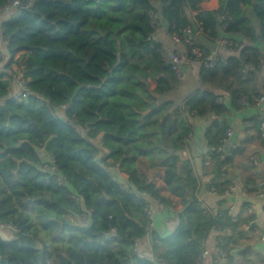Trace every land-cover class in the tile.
I'll use <instances>...</instances> for the list:
<instances>
[{
    "label": "trees",
    "instance_id": "1",
    "mask_svg": "<svg viewBox=\"0 0 264 264\" xmlns=\"http://www.w3.org/2000/svg\"><path fill=\"white\" fill-rule=\"evenodd\" d=\"M161 1L167 3L163 17L169 31L173 26L176 31L193 28L179 10L182 0ZM150 2L34 0L2 24V40L12 58L6 69L22 73L34 94L20 100L8 98L12 79L0 71V264H151L143 252L134 253V240L145 239L147 226L145 200L139 192L166 203L153 183L138 176L134 152L141 149L137 143L143 128L137 104H147L136 92L143 67L134 58L146 52L162 65L157 45L147 41L152 33L147 14ZM5 3L0 0V8ZM225 11L229 16L225 33L252 45L241 48L224 65L203 68L202 75L214 79L219 75L221 86L239 109L240 97L251 91L262 68L259 56H264L256 45H264V0H222L219 11L201 12L197 21L209 38L217 36L218 15ZM248 12L259 29L252 25ZM170 79L173 82L174 77ZM46 102L69 108L52 115ZM185 104L189 113L200 118L228 112L209 92L196 93ZM69 120L87 138L68 125ZM260 124L256 125L259 134ZM227 130L224 122H212L205 132L208 147L217 146ZM101 135L103 150L90 142ZM241 151L232 152L224 161L212 155L209 182L221 197L230 183L220 181L221 169ZM100 152H104L102 160ZM50 154L55 157L56 173L67 178L65 187L44 168ZM101 161L118 164L137 191H124L123 179L103 168ZM178 161L174 157L160 162L167 167L168 185L174 182ZM191 173L189 168L184 179L188 181ZM244 185L256 187L252 180ZM202 205L198 196L186 202L169 241L160 240L156 229L151 233L157 255L170 264H194L202 252L195 236L202 239L212 227L238 230L248 222L241 218L249 203H243L237 217L224 209L225 201L220 202L217 214L207 217ZM84 214L90 218L89 226L82 224ZM239 236L244 237V232Z\"/></svg>",
    "mask_w": 264,
    "mask_h": 264
},
{
    "label": "crops",
    "instance_id": "2",
    "mask_svg": "<svg viewBox=\"0 0 264 264\" xmlns=\"http://www.w3.org/2000/svg\"><path fill=\"white\" fill-rule=\"evenodd\" d=\"M151 7L161 18L158 30L154 37V44L157 45L160 54L167 56L175 51H184L186 48L182 44L175 43L167 34L168 23L163 17L164 8L167 3L161 0H151ZM222 6V0H182L180 12L191 23H193L195 43L208 50L214 49L213 39L205 35L200 29V22L197 17L201 12H217ZM252 25L259 29V24L248 12ZM12 17L7 14L0 16V48L4 51L5 45L2 40L1 26ZM219 34H222L220 32ZM225 34V33H224ZM226 35V34H225ZM244 42L246 45H252L250 41L239 36H233ZM260 53L264 56V45L257 43ZM222 54L227 60L237 52H230L222 49ZM239 58V57H238ZM134 61L143 67V73L139 75V86L136 88L141 100L147 104H137V112L140 121L143 123L141 135L137 144L140 150L134 151L137 155L135 164L137 166L138 176L144 175L148 182L153 183L159 190L160 197L164 198L165 204L157 206L156 212V234L160 240L166 242L174 236L179 227L178 215L185 209L186 202L198 196V200L206 207L205 216L217 214L220 202L225 201L224 209L229 211L234 208L233 215H239L243 203H249L254 210V215L248 214L247 209L242 213V221L245 223L238 230H226L225 228L212 227L201 239L195 236L199 250H209L211 256L217 248L226 246L228 249V261L225 264H264V242L256 238L263 230L264 226V199L257 197V190L263 189L259 183H264V138L258 133L256 125L264 122V103L258 107H247L239 109L234 108V103L229 96L230 92L224 89L220 84V76L214 78H204L201 66H187L183 68L182 82L180 87L175 83V76L166 70L161 63H155V57L150 53H144L142 57H135ZM4 65L0 64V71L4 73ZM2 68V69H1ZM252 68V67H251ZM207 69V68H206ZM212 70V69H211ZM170 75L174 77L170 81ZM165 77V79H162ZM264 84V62L262 68L257 72L254 83L249 87L253 89L256 86ZM173 86V87H172ZM236 86H238L236 84ZM171 87V91L166 88ZM209 92L216 96V102L219 98L225 99V105L228 112L220 117L209 114L205 118L195 117L192 113H186L183 117L179 114L185 101L196 93ZM240 106V105H238ZM261 119V120H260ZM224 122L233 132L228 140L230 153L240 151L233 157L230 173L237 175L233 181L239 190L238 194L221 197L210 186V177L213 165L206 166L204 159L208 153L209 147L205 140V132L214 121ZM182 123L185 128H183ZM188 125L195 133L194 140L186 149L181 145V140L186 132ZM90 142L96 144L99 150L102 149V135L97 140ZM104 152H100L103 157ZM174 157L179 161L175 167V179L172 185L165 182L167 167L161 166V161H170ZM253 159L258 160V165L253 164ZM192 169L190 179L185 180L186 172ZM229 173V174H230ZM121 177L124 181L129 180V175ZM252 180L256 187L248 191L244 188V183ZM122 182V183H123ZM174 188V191H173ZM202 205V206H203ZM255 224L253 228H250ZM248 225V229L245 227ZM251 225V226H250ZM239 232H244V237L239 236ZM232 234V235H231ZM228 237L227 239H225ZM250 247V252L242 253V250ZM148 244L145 239L139 243V254L142 252L148 254ZM202 253V252H201ZM205 264H212L211 259H205Z\"/></svg>",
    "mask_w": 264,
    "mask_h": 264
},
{
    "label": "built area",
    "instance_id": "3",
    "mask_svg": "<svg viewBox=\"0 0 264 264\" xmlns=\"http://www.w3.org/2000/svg\"><path fill=\"white\" fill-rule=\"evenodd\" d=\"M33 1L34 0H6V3L0 8V16L2 14H7L11 16L16 9L30 7ZM147 14L152 29V33L147 38V41L153 44L155 34L161 22V18L158 16V14L154 11L153 8L149 9ZM228 18L229 16L226 11L218 15L217 36L213 39V44H214L213 50H208L206 48L200 47L195 43L193 38L194 29L191 26L185 27L179 31H176L175 27L173 26L172 27L173 30L167 31V34L175 43L182 44L186 48L184 51H175L167 56L161 55L163 67L170 70L174 74L175 83L178 87H180L182 82V72L184 67L201 66L207 69H215L218 65H224L227 62V58L221 52L222 49L228 50L230 52H237L241 48L245 46H249L246 45L244 42L235 39L232 35H228L225 33V30L227 28ZM220 32H222L223 35L219 34ZM11 59H12L11 55L7 51H4L0 48V64L4 65L3 70L7 78L12 79V84L8 91V98L14 100L26 99L28 96H32L34 93L30 92V90L28 89L27 80L25 79L22 73L17 72L15 68L6 69V66L9 64ZM259 60H260L259 62L263 64L264 58H262V56H259ZM241 66L247 68L252 67L250 64H245V63H241ZM218 102L220 104L225 105L224 98H219ZM263 103H264V84L262 86L255 85L250 92L243 94L239 99V105L242 108L258 107ZM44 104L47 110L52 115H55L58 112L66 113V111L69 108L67 104L53 105L48 102ZM188 110L189 107L184 103V105L178 110V112L180 115L184 117L188 112ZM67 123L68 125L72 126L79 135H81L83 138H87L85 132L81 130L75 124L74 121L69 120L67 121ZM259 131L261 137L264 138V122H261ZM232 134L233 132L228 128L225 137L220 140L219 144L217 146L209 148L208 153L204 160V164L206 166L213 165L214 162L212 159L213 154L218 155L220 160L223 161L227 158V156L231 154L230 149L228 148V140L232 136ZM194 137H195V133L191 129V126L188 125L186 134L183 136L181 140V145L187 149L191 144V142L194 140ZM47 159H48V164H46L44 168L51 171L54 175L57 176V183L59 184L60 187H65L67 185V178L64 176H60L56 173L55 157L52 154H50L47 156ZM100 160H102V157H100ZM253 164L257 166L258 160L253 159ZM101 166L108 171L115 172L120 177H126L125 173L120 170L118 164L113 165L111 163L108 164L107 162L101 161ZM231 167H232L231 163H227L222 167L221 169L222 175L220 178L221 182L230 181L229 173ZM263 185H264L263 182L259 183V186H263ZM121 188L124 191H130V190L137 191L136 187L132 184L130 180L121 183ZM248 189H251V187H249ZM212 190L216 192L215 188H213ZM238 191H240L238 186L230 181V183L225 186L224 196L226 197L234 196L238 194ZM257 192H258L257 197L260 199H264V188L262 190L258 189ZM139 195L142 196L145 200L144 215L147 222L146 224L147 226L145 229L146 232L145 240L149 248L147 258L151 262V264H170L165 258L157 255L153 251L151 244L150 235L156 228V212H157V206L159 205V201L150 193L139 192ZM203 208L206 207L203 205ZM233 211L234 208H231L229 210L230 216L233 215L232 214ZM247 212L250 215H254V210L252 208H249ZM81 221L84 226L90 225V218L87 214H84L82 216ZM245 229L246 230L248 229V225L245 227ZM256 238L258 239V241L264 242V226H263V230L261 231V233L257 235ZM227 250L228 249L225 247H219L215 250L214 255L212 256L209 250H203L200 256L195 260L194 264H205V259L207 258L211 259L212 264H225L228 261ZM134 253L137 256L140 255L138 240H134Z\"/></svg>",
    "mask_w": 264,
    "mask_h": 264
},
{
    "label": "water",
    "instance_id": "4",
    "mask_svg": "<svg viewBox=\"0 0 264 264\" xmlns=\"http://www.w3.org/2000/svg\"><path fill=\"white\" fill-rule=\"evenodd\" d=\"M229 151V150H228ZM229 177H230V181L233 182L237 179V175L234 174L233 172H231L229 174ZM255 226V224H252L251 228H253ZM251 248L250 247H247L245 249L242 250V253H246V252H250Z\"/></svg>",
    "mask_w": 264,
    "mask_h": 264
},
{
    "label": "rangeland",
    "instance_id": "5",
    "mask_svg": "<svg viewBox=\"0 0 264 264\" xmlns=\"http://www.w3.org/2000/svg\"><path fill=\"white\" fill-rule=\"evenodd\" d=\"M2 69V68H1ZM15 70H17L16 68H15Z\"/></svg>",
    "mask_w": 264,
    "mask_h": 264
}]
</instances>
